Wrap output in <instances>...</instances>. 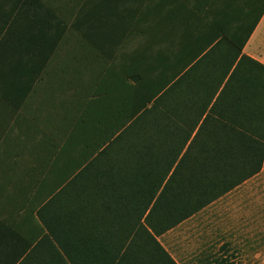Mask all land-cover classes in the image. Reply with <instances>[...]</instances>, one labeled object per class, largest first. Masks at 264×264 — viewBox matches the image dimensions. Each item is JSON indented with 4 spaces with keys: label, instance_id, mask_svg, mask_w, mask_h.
<instances>
[{
    "label": "crops",
    "instance_id": "obj_1",
    "mask_svg": "<svg viewBox=\"0 0 264 264\" xmlns=\"http://www.w3.org/2000/svg\"><path fill=\"white\" fill-rule=\"evenodd\" d=\"M221 34L249 35L242 53L264 64V0H0V264H21L43 238L76 143L117 126L118 84L194 65ZM241 206L254 209L253 253L264 257L263 163L194 215L213 236L210 250L201 237L198 259L251 256Z\"/></svg>",
    "mask_w": 264,
    "mask_h": 264
},
{
    "label": "trees",
    "instance_id": "obj_2",
    "mask_svg": "<svg viewBox=\"0 0 264 264\" xmlns=\"http://www.w3.org/2000/svg\"><path fill=\"white\" fill-rule=\"evenodd\" d=\"M248 36L221 34L194 65L118 84L117 126L76 143L21 264H178L159 237L263 167L264 64L242 53Z\"/></svg>",
    "mask_w": 264,
    "mask_h": 264
},
{
    "label": "rangeland",
    "instance_id": "obj_3",
    "mask_svg": "<svg viewBox=\"0 0 264 264\" xmlns=\"http://www.w3.org/2000/svg\"><path fill=\"white\" fill-rule=\"evenodd\" d=\"M249 208H251V211L250 210L248 211ZM239 213H242V215H244L246 218L247 215L249 214V217H251L250 223H252L251 237H250L251 256L249 258L243 259L242 264H263L264 263L263 254L261 257L259 256L254 257V254L257 253H253L254 250L258 248L256 244L257 236L254 235L256 232L258 233V227L257 225H254V223L257 222L256 216H254V209L252 206L251 207L241 206L238 207V211L236 212V215L238 216ZM208 219L209 218L202 220L201 217L194 216L189 220H187L186 222L182 223L180 226L175 227L173 230H170L161 237H159V241L161 242V244L171 254V256L178 262V264L196 263V261L198 260L197 256H199L200 250H202L201 245L205 243L204 242L205 239H202L201 237L204 238L207 237V240H209V242L207 243L208 245L207 249L211 248L210 240H212L213 236L210 227L211 223L209 222L210 219L209 220ZM202 233H204L203 234L204 236H202ZM247 252L249 251L247 250Z\"/></svg>",
    "mask_w": 264,
    "mask_h": 264
}]
</instances>
